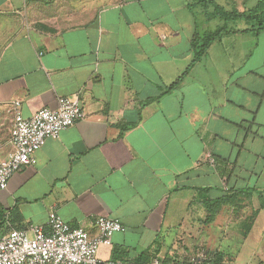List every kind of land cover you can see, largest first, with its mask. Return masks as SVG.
<instances>
[{"label":"crops","instance_id":"crops-1","mask_svg":"<svg viewBox=\"0 0 264 264\" xmlns=\"http://www.w3.org/2000/svg\"><path fill=\"white\" fill-rule=\"evenodd\" d=\"M260 2L0 0V161L16 110L77 95L86 113L0 190V235L106 216L127 229L105 261L264 264V30L237 14Z\"/></svg>","mask_w":264,"mask_h":264},{"label":"built area","instance_id":"built-area-1","mask_svg":"<svg viewBox=\"0 0 264 264\" xmlns=\"http://www.w3.org/2000/svg\"><path fill=\"white\" fill-rule=\"evenodd\" d=\"M19 101L16 102L18 106ZM86 116L79 97L61 96L56 108H43L31 117L16 110L11 133L13 150L0 161V190L8 186L12 175L36 162V153L49 138H58L61 132ZM211 164L216 159L207 157ZM93 228L97 234L90 231ZM90 228L71 225L55 211H50L48 227L32 224L24 229H12L0 235V264H135L129 261L98 257L101 245H109L112 236L125 232L127 227L117 218L96 217ZM208 254L201 252L189 263L211 264ZM147 264H162L154 258ZM216 264H234L219 262Z\"/></svg>","mask_w":264,"mask_h":264},{"label":"trees","instance_id":"trees-1","mask_svg":"<svg viewBox=\"0 0 264 264\" xmlns=\"http://www.w3.org/2000/svg\"><path fill=\"white\" fill-rule=\"evenodd\" d=\"M238 16L240 17H245L247 20H249L248 22H253L251 25L255 26L256 31H260V30H264V0H261L259 6L253 11L251 12H244V13H237ZM221 34V29H217V30H213V31H209L208 33L204 34V35H198L195 38V41L193 43V48L195 51V59H200L202 57V55L204 54V52L206 51V49L210 46V44ZM188 72V70H187ZM184 75L179 77L172 85H170L168 87V89L165 91V93L170 92L172 90H174L179 83L182 81ZM227 199H231L230 195L226 198H222L220 200H208L206 205L207 208L209 210V217L208 220H210L212 218V216L215 214V212L217 211V209L219 208L220 204L222 201L227 200ZM151 261V260H150ZM149 261V262H150ZM147 262V263H149ZM207 262L211 263V264H215L217 262H215V259H212L211 257H208ZM145 263V264H147Z\"/></svg>","mask_w":264,"mask_h":264},{"label":"rangeland","instance_id":"rangeland-1","mask_svg":"<svg viewBox=\"0 0 264 264\" xmlns=\"http://www.w3.org/2000/svg\"><path fill=\"white\" fill-rule=\"evenodd\" d=\"M223 23V22H222ZM249 24L250 25V23H247L246 21H242V20H239V21H237V22H235V23H232V22H230L229 24H227L226 26H232V25H235V26H247V25Z\"/></svg>","mask_w":264,"mask_h":264}]
</instances>
